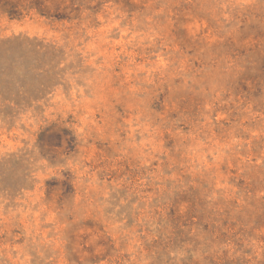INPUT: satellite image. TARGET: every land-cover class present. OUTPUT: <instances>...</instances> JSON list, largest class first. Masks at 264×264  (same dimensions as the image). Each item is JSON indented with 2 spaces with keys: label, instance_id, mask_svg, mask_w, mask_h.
<instances>
[{
  "label": "rangeland",
  "instance_id": "1",
  "mask_svg": "<svg viewBox=\"0 0 264 264\" xmlns=\"http://www.w3.org/2000/svg\"><path fill=\"white\" fill-rule=\"evenodd\" d=\"M0 264H264V0H0Z\"/></svg>",
  "mask_w": 264,
  "mask_h": 264
}]
</instances>
